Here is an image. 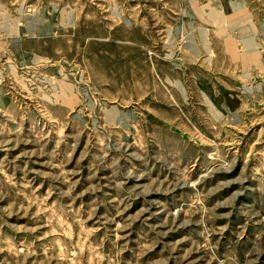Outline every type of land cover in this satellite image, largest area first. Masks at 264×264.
I'll return each mask as SVG.
<instances>
[{"label":"rangeland","instance_id":"1","mask_svg":"<svg viewBox=\"0 0 264 264\" xmlns=\"http://www.w3.org/2000/svg\"><path fill=\"white\" fill-rule=\"evenodd\" d=\"M0 264H264V0H0Z\"/></svg>","mask_w":264,"mask_h":264}]
</instances>
